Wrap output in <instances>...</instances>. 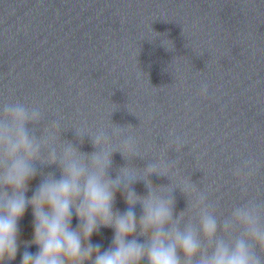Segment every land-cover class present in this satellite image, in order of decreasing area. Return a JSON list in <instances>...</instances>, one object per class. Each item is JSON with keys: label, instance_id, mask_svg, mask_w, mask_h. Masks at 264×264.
Here are the masks:
<instances>
[{"label": "water", "instance_id": "obj_1", "mask_svg": "<svg viewBox=\"0 0 264 264\" xmlns=\"http://www.w3.org/2000/svg\"><path fill=\"white\" fill-rule=\"evenodd\" d=\"M2 97L39 104L48 120L62 118L61 138L84 152L93 151L89 138L80 145L71 127L109 119L134 126L148 150L135 166L160 156L174 161L177 179L190 176L224 210L243 195L231 169L251 158L248 195L264 196V0H0ZM126 163L115 153L110 175ZM37 168L60 177L56 165ZM41 179L30 181L28 197ZM134 188L146 194L143 182ZM174 196L178 213L187 201L179 189ZM126 207L117 192L114 208ZM32 221L29 206L11 264L38 250L24 244ZM112 237L101 228L91 239L103 251Z\"/></svg>", "mask_w": 264, "mask_h": 264}, {"label": "clouds", "instance_id": "obj_2", "mask_svg": "<svg viewBox=\"0 0 264 264\" xmlns=\"http://www.w3.org/2000/svg\"><path fill=\"white\" fill-rule=\"evenodd\" d=\"M207 91L208 85L202 84L201 92ZM67 128L62 118L46 119L39 104L0 98V264L16 258L19 224L29 206L33 236L24 244L38 250H25L20 264H264V196L248 195V179L256 171L251 158L231 169L243 195L224 210L190 176L177 179L174 161L160 156L143 168L135 166L132 161L145 159L148 150L141 147L134 126L109 119L71 127L80 145L89 138L91 152L62 139ZM173 143L175 150L183 146L179 136ZM117 152L127 163L113 178ZM37 164L56 165L60 177L40 173ZM37 175L42 179L28 197L30 181ZM153 175L170 183L154 185ZM138 182L144 183L146 194L137 193ZM177 189L187 201L178 213ZM117 192L127 206L123 212L114 208ZM101 228L113 230L111 244L103 251L91 239Z\"/></svg>", "mask_w": 264, "mask_h": 264}]
</instances>
